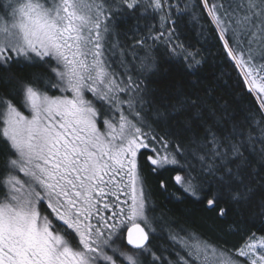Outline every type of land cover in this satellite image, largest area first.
I'll use <instances>...</instances> for the list:
<instances>
[{
  "label": "snow or ice",
  "instance_id": "obj_1",
  "mask_svg": "<svg viewBox=\"0 0 264 264\" xmlns=\"http://www.w3.org/2000/svg\"><path fill=\"white\" fill-rule=\"evenodd\" d=\"M200 2L258 102L244 127L194 83L152 87L158 49L186 75L206 62L177 42L179 19L199 21L194 0H0V264H264V234L233 252L188 231L143 172L144 159L176 171L178 201L226 196L221 218L264 233V0ZM128 17L130 46L116 32Z\"/></svg>",
  "mask_w": 264,
  "mask_h": 264
},
{
  "label": "trees",
  "instance_id": "obj_2",
  "mask_svg": "<svg viewBox=\"0 0 264 264\" xmlns=\"http://www.w3.org/2000/svg\"><path fill=\"white\" fill-rule=\"evenodd\" d=\"M194 4L193 11L199 17V21L192 20L190 16L179 19L176 28L177 42L183 43L186 47L199 50L200 55L206 58V62L197 75H186L179 63L175 61L164 62L163 49H158L156 55L163 64L158 79L162 83L153 84L152 87L166 91L171 84L176 83L187 90H192L194 83L195 91L210 106L217 108V102L220 105H228L233 114L236 115L237 121L244 127L247 124L245 120L247 111H255L258 108V102L254 94H248L242 76L238 74V69L233 66V62L226 56L222 48V42L218 39L217 32L211 24L210 18L207 17L200 0H194ZM133 22L131 17H128L126 21H117L116 32L123 45L130 46L135 39L140 38H130L128 35ZM16 74L26 76L27 71L17 70ZM206 89L209 91H205ZM157 130L159 131V129ZM2 163L3 156L0 155V164ZM142 164L148 191L154 204L159 209L165 210L171 220L188 231L194 232L200 237L233 252L244 243L250 233L264 234L260 231L259 223L253 225L246 216H239L235 212H231L226 217L221 218L218 215L219 207L229 208L231 206L227 202L226 196L225 200H222L219 206L213 209H210L202 200H196L186 195L182 201L176 200L172 194L182 195L181 190L172 179L177 172H153L146 159L142 160ZM179 174L183 175L182 172ZM161 180L165 182L167 192L160 188ZM153 226L155 227V225ZM181 235H184V233H181ZM155 243L164 247L169 246V241L166 239L164 232L160 233Z\"/></svg>",
  "mask_w": 264,
  "mask_h": 264
},
{
  "label": "rangeland",
  "instance_id": "obj_3",
  "mask_svg": "<svg viewBox=\"0 0 264 264\" xmlns=\"http://www.w3.org/2000/svg\"><path fill=\"white\" fill-rule=\"evenodd\" d=\"M58 94V93H57ZM27 114V113H26ZM22 175V174H21ZM241 259H243V258H241Z\"/></svg>",
  "mask_w": 264,
  "mask_h": 264
}]
</instances>
